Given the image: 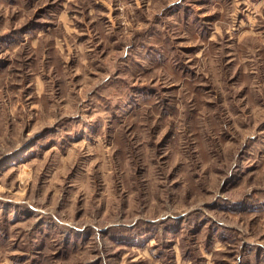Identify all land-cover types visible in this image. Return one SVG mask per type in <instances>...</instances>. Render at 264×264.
Here are the masks:
<instances>
[{"label":"rangeland","instance_id":"1","mask_svg":"<svg viewBox=\"0 0 264 264\" xmlns=\"http://www.w3.org/2000/svg\"><path fill=\"white\" fill-rule=\"evenodd\" d=\"M0 264H264V0H0Z\"/></svg>","mask_w":264,"mask_h":264}]
</instances>
